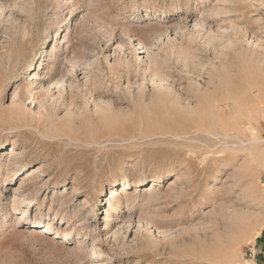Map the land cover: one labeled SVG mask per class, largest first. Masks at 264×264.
Returning a JSON list of instances; mask_svg holds the SVG:
<instances>
[{"label":"rangeland","instance_id":"374dc122","mask_svg":"<svg viewBox=\"0 0 264 264\" xmlns=\"http://www.w3.org/2000/svg\"><path fill=\"white\" fill-rule=\"evenodd\" d=\"M263 241L264 0H0V264Z\"/></svg>","mask_w":264,"mask_h":264},{"label":"bare ground","instance_id":"6f19581e","mask_svg":"<svg viewBox=\"0 0 264 264\" xmlns=\"http://www.w3.org/2000/svg\"><path fill=\"white\" fill-rule=\"evenodd\" d=\"M48 58H49V55H47V60H46V61H49ZM9 80H10V78H9ZM7 82H8V80L5 81V84H6ZM5 84H4V85H5ZM252 144H254V142H252ZM165 175H166L167 177H168V176H174V173H173V171H167V172H165L163 175H161L158 179H160L162 176H165ZM158 179H157V180H158ZM142 181H143V180H142ZM112 183H113V182H110V184H112ZM165 183H166V182H165ZM125 185H127V187H134V186H133L134 184L129 183V182H125ZM152 189H153V188H152Z\"/></svg>","mask_w":264,"mask_h":264},{"label":"crops","instance_id":"0c3cea01","mask_svg":"<svg viewBox=\"0 0 264 264\" xmlns=\"http://www.w3.org/2000/svg\"><path fill=\"white\" fill-rule=\"evenodd\" d=\"M260 252L262 254L260 264H264V241L260 244Z\"/></svg>","mask_w":264,"mask_h":264}]
</instances>
